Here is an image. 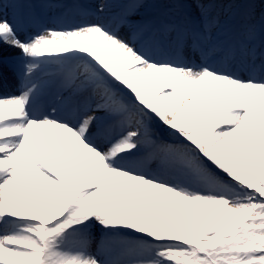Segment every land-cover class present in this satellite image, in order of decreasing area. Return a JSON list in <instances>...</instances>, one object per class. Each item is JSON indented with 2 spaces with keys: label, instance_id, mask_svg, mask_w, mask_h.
Returning a JSON list of instances; mask_svg holds the SVG:
<instances>
[{
  "label": "snow or ice",
  "instance_id": "1",
  "mask_svg": "<svg viewBox=\"0 0 264 264\" xmlns=\"http://www.w3.org/2000/svg\"><path fill=\"white\" fill-rule=\"evenodd\" d=\"M166 2L0 0V264H264V28Z\"/></svg>",
  "mask_w": 264,
  "mask_h": 264
},
{
  "label": "rangeland",
  "instance_id": "2",
  "mask_svg": "<svg viewBox=\"0 0 264 264\" xmlns=\"http://www.w3.org/2000/svg\"><path fill=\"white\" fill-rule=\"evenodd\" d=\"M33 1L35 0H26L29 5ZM84 2L94 11L99 7L97 0H95L94 5L89 0H84ZM111 2L112 4L105 8L104 18L106 21L116 17L123 10L122 6L127 0H111ZM228 3L229 0H224L223 7L227 8ZM249 5L252 6L250 16H246L245 10L249 8ZM173 8L174 6L167 3L166 0H144L143 7L138 10V13L132 19L136 17L137 20L143 19L145 21H171L172 19L178 18L180 14L175 10H171ZM192 12L195 13L194 7ZM112 14L115 15L110 17ZM220 16L222 31L226 33L221 39H230L235 33L236 28L244 23L255 24L258 29L264 28V0H232V8L227 12L221 11ZM125 28H122L121 31ZM7 77H9L10 81H15L11 73L7 74ZM2 85L5 86L4 83ZM2 85H0V90L4 91ZM14 88H17V86Z\"/></svg>",
  "mask_w": 264,
  "mask_h": 264
},
{
  "label": "bare ground",
  "instance_id": "3",
  "mask_svg": "<svg viewBox=\"0 0 264 264\" xmlns=\"http://www.w3.org/2000/svg\"><path fill=\"white\" fill-rule=\"evenodd\" d=\"M93 5L95 4V0H89ZM98 1V5H100V4H104V5H106V8L108 7V6H110L111 4H112V2H111V0H97ZM118 1V0H117ZM123 3V2H122ZM22 1H21V7H22ZM34 7L37 9V10H41L42 11V14L44 15V14H46L47 13V9H44L41 5H40V3H39V0H36V3L34 4ZM28 8V6H25L24 8H23V10H25V9H27ZM9 10H11V9H9ZM115 14H112L110 17H112V16H114ZM108 16V15H107ZM106 16V17H107ZM70 19H78L76 16H71V18ZM134 20H137V18L135 17L134 18ZM127 28H125L123 31H121V34H127ZM259 51V50H258ZM4 83H5V86H3L2 85V87L4 88V91L3 92H0V95H12V94H18V92H15V91H13L11 88L13 87V84H15L14 83V81H10L9 79L7 80H5L4 81ZM155 87V86H154ZM2 88V89H3ZM50 96H52V92H46L45 93V96L43 97V99H44V101L46 102L47 100H48V98L50 97Z\"/></svg>",
  "mask_w": 264,
  "mask_h": 264
}]
</instances>
